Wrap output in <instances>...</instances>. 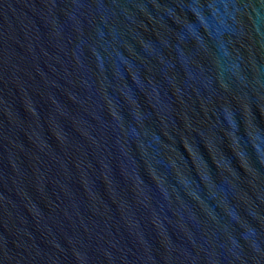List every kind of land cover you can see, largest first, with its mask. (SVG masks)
I'll return each instance as SVG.
<instances>
[{
    "label": "water",
    "instance_id": "95a60500",
    "mask_svg": "<svg viewBox=\"0 0 264 264\" xmlns=\"http://www.w3.org/2000/svg\"><path fill=\"white\" fill-rule=\"evenodd\" d=\"M0 264H264V0H0Z\"/></svg>",
    "mask_w": 264,
    "mask_h": 264
}]
</instances>
